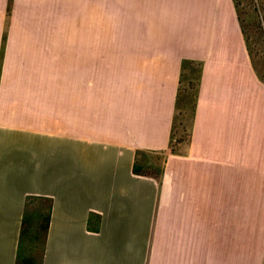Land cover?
<instances>
[{"label": "crops", "instance_id": "1", "mask_svg": "<svg viewBox=\"0 0 264 264\" xmlns=\"http://www.w3.org/2000/svg\"><path fill=\"white\" fill-rule=\"evenodd\" d=\"M85 1L0 0V264H264V81L234 0H120V47L77 29ZM184 60L199 90L174 153ZM29 196L31 230L49 200L51 220L22 241Z\"/></svg>", "mask_w": 264, "mask_h": 264}, {"label": "rangeland", "instance_id": "2", "mask_svg": "<svg viewBox=\"0 0 264 264\" xmlns=\"http://www.w3.org/2000/svg\"><path fill=\"white\" fill-rule=\"evenodd\" d=\"M85 3L86 5H80L78 3L79 6L76 10L77 29H81L82 25H84V29L86 30H92L94 32H107L109 36V47H120V0H86ZM238 3L240 14L244 18V20L245 18L247 21L252 20L249 25V34L252 38L250 42L254 43L255 45V51L253 55L254 63L255 67L264 79L263 40L259 39V36L257 35V32L259 30V21L262 24L264 21L262 17L264 15V0H238ZM12 4L13 0H8V7L6 12L8 16H10L11 14ZM255 7L260 9L255 12ZM255 14L258 15V18H255ZM68 28V24L65 28V23H62V30H67ZM193 74L194 77H196V68L193 69ZM193 74H191V76ZM186 88L189 91H187V93L185 94H188V92L192 94L196 93L195 84L192 87H190L188 84ZM193 98L191 102L188 103L187 101L186 104L183 106L185 107L187 105L184 108L186 110L184 114L185 117L182 122L181 119L178 120L175 129V140L173 146L180 153L186 150L190 142ZM153 159H156L159 164L161 163L160 158L157 159L154 157ZM151 170H153V168L150 167L148 171ZM259 206V204L257 206H254V214L252 215V221L254 225V236H257L256 238L259 244L253 247V251L259 253H261L262 251L264 254V214H261L259 212L261 210ZM258 260L261 262V258H258Z\"/></svg>", "mask_w": 264, "mask_h": 264}, {"label": "trees", "instance_id": "3", "mask_svg": "<svg viewBox=\"0 0 264 264\" xmlns=\"http://www.w3.org/2000/svg\"><path fill=\"white\" fill-rule=\"evenodd\" d=\"M234 2L236 4V8H237L240 24H241V27H242V31H243V33L245 35L246 45H247L248 51H249V53H250V55L252 57V61L254 63V56L253 55H254V51H255V45H254V43L250 42V40H252V38H251V35L249 34V31H250L249 25L252 22V20L247 21L246 18L244 20V18L242 17V15L240 14V11H239L238 0H234ZM259 9L260 8L255 7V12L257 10H259ZM254 16H255V18H258V15L255 14ZM262 17L264 19V15ZM257 35L259 36V39L263 40V48H264V21H263V24L260 23V21H259V30L257 32ZM191 63H192L191 61L184 60L183 64H182V73H181V79H180V87H179V91H178L176 112H175V115H174L172 135H171V140H170V147H171L172 152H174V153H180L173 146V143H174V140H175V129H176L177 122H178L179 119H181V122L183 121V119L185 117L184 114L186 112V110L184 108L187 105L185 107H183V106L186 104L187 101H188V103L191 102L193 97L194 98H193V106H192V124H193V119H194L196 101H197L198 90H199V71H198V69L195 66H192ZM254 66H255V63H254ZM194 68L197 69L196 77H194V74H193V69ZM187 69H188V72H186ZM256 71H257L258 75L260 76V78L262 80H264L262 78V76L260 75L259 71L257 70V68H256ZM191 74H193V75L191 76ZM188 84H189L190 87H192L195 84V86H196V93L195 94H192L190 92H188V94H185V93H187V91H189L186 88L188 86ZM191 94L194 95V96H192ZM183 109H184V112H183ZM190 135H191V133H190ZM134 170L137 173H141V174L148 173L147 171L143 170L141 166H139L137 161H136V164L134 166ZM41 199H43V198L36 197V196H29V198L27 200L26 211H25V214H24L23 225H22V230H21V240L22 241H23V238L26 237V236H31V235L33 237L42 236L43 233H44V236H46V234L48 232V228H49L50 220H51V201L50 200L48 201L47 207H43L42 206V212L43 213H40L42 230H40V229H38L36 231L35 230H31V225L28 226V224H27L28 221H31L29 219H31L32 217H35V214L33 212V208H35V206L33 204L36 201H39ZM18 261L20 263H22V264H39L35 260V258L32 257V256H30V257L28 256V259H27V257L21 256V250H20L19 255H18Z\"/></svg>", "mask_w": 264, "mask_h": 264}]
</instances>
